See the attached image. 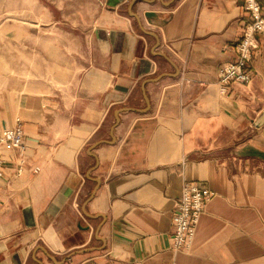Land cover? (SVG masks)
<instances>
[{"label": "crops", "instance_id": "obj_1", "mask_svg": "<svg viewBox=\"0 0 264 264\" xmlns=\"http://www.w3.org/2000/svg\"><path fill=\"white\" fill-rule=\"evenodd\" d=\"M93 1L79 51L41 27L3 34L0 129L20 119L28 148L4 149L0 264H264V37L249 82L218 80L244 0ZM184 181L211 194L175 250Z\"/></svg>", "mask_w": 264, "mask_h": 264}, {"label": "built area", "instance_id": "obj_2", "mask_svg": "<svg viewBox=\"0 0 264 264\" xmlns=\"http://www.w3.org/2000/svg\"><path fill=\"white\" fill-rule=\"evenodd\" d=\"M243 7L249 18L244 24L240 39L235 44V60L224 63L219 69L218 80L222 85L230 81L242 83L250 81L252 75L248 64L258 48V35L264 37V0H244ZM11 147L19 151L20 163H23L28 145L20 119H17L13 126L0 129V174L4 162V149ZM39 169V166L33 168L34 171ZM210 194L204 182L184 181L173 215V249L180 250L189 247L199 215Z\"/></svg>", "mask_w": 264, "mask_h": 264}, {"label": "rangeland", "instance_id": "obj_3", "mask_svg": "<svg viewBox=\"0 0 264 264\" xmlns=\"http://www.w3.org/2000/svg\"><path fill=\"white\" fill-rule=\"evenodd\" d=\"M57 5L60 7L59 10L56 8ZM96 8V1L93 0H0V64L3 53L8 48V42L3 34L11 31L14 33L19 25H22V30L26 25H29L33 31L41 27V32L38 34L54 38L55 43L63 50L72 48L75 51L81 50L82 45L86 43L85 35L93 26L92 18ZM49 12L59 17L57 24L49 23ZM9 23L15 29L11 30L6 25ZM35 23L39 24L37 28L31 26ZM21 45H28L27 40H23L22 43L12 42V55L19 56L17 50L27 49ZM18 59L17 57L16 61L14 59L12 61L16 63ZM80 60L82 59L76 57V62L79 63Z\"/></svg>", "mask_w": 264, "mask_h": 264}, {"label": "water", "instance_id": "obj_4", "mask_svg": "<svg viewBox=\"0 0 264 264\" xmlns=\"http://www.w3.org/2000/svg\"><path fill=\"white\" fill-rule=\"evenodd\" d=\"M162 77V75H158L157 77H155V78H152V79H147L146 81H144L143 82V89H144V87H145V84H146V82L147 81H149V80H158V79H160ZM143 94H144V99H145V101H146V104L148 105L149 104V99H148V96H147V94H146V92H145V89L143 90ZM123 109L124 108H117V109H115L114 110V113H113V115H114V122L112 123V125H111V128H110V136H111V140H113L114 139V129H115V127H116V125L118 124V121H119V113L121 112V111H123ZM264 122V113H262L260 116H259V118L257 119V121H255L254 122V125L255 126H260L262 123ZM99 144V141H97V142H95V143H93V145L91 146V148H94L96 145H98ZM93 170V168H91L88 172H87V175L89 176V174H90V172ZM90 177V176H89ZM91 178V177H90ZM95 181H96V183L98 184V179L97 178H93ZM97 184L95 185V187L93 188V190H92V192L90 193V195H89V197L86 199V201H88L93 195H94V193H95V191H96V189H97Z\"/></svg>", "mask_w": 264, "mask_h": 264}]
</instances>
